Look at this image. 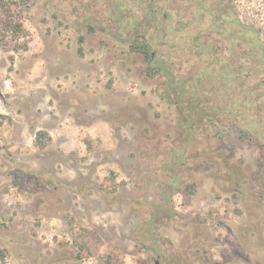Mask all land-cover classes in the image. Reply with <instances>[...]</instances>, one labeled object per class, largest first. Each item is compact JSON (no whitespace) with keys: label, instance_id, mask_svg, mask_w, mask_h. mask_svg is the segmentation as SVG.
Returning a JSON list of instances; mask_svg holds the SVG:
<instances>
[{"label":"rangeland","instance_id":"rangeland-1","mask_svg":"<svg viewBox=\"0 0 264 264\" xmlns=\"http://www.w3.org/2000/svg\"><path fill=\"white\" fill-rule=\"evenodd\" d=\"M5 2L23 31L0 44V264H264L258 144L211 127L191 154L233 167L188 157L170 192L174 114L125 41L139 0Z\"/></svg>","mask_w":264,"mask_h":264},{"label":"trees","instance_id":"trees-1","mask_svg":"<svg viewBox=\"0 0 264 264\" xmlns=\"http://www.w3.org/2000/svg\"><path fill=\"white\" fill-rule=\"evenodd\" d=\"M10 10L0 0V44L6 33L15 37L23 31L20 23L7 19ZM139 11L138 23L145 27L134 29L135 17L125 41L129 51L148 55L144 73L161 79L159 97L174 114L178 150L163 168L170 174L188 157H201L202 166L231 169L223 153L218 159L191 154L198 137L211 127L219 137L225 136L224 128H233L238 139L264 151V0H139ZM49 140L38 132L39 147ZM170 176V192H177L179 178ZM164 193L165 204L147 214L150 233L162 216H175L171 193Z\"/></svg>","mask_w":264,"mask_h":264}]
</instances>
